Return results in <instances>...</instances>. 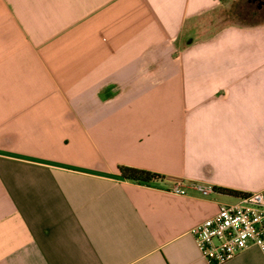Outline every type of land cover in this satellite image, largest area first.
Returning a JSON list of instances; mask_svg holds the SVG:
<instances>
[{"label": "crops", "instance_id": "crops-1", "mask_svg": "<svg viewBox=\"0 0 264 264\" xmlns=\"http://www.w3.org/2000/svg\"><path fill=\"white\" fill-rule=\"evenodd\" d=\"M237 1L0 0V264H209L191 228L264 193V0Z\"/></svg>", "mask_w": 264, "mask_h": 264}, {"label": "built area", "instance_id": "built-area-1", "mask_svg": "<svg viewBox=\"0 0 264 264\" xmlns=\"http://www.w3.org/2000/svg\"><path fill=\"white\" fill-rule=\"evenodd\" d=\"M190 186L204 195L216 190L210 184L193 182ZM174 191L187 192L181 184L175 185ZM190 232L209 264L227 263L251 247L264 254L263 191L237 194L232 202H220L218 211L194 225Z\"/></svg>", "mask_w": 264, "mask_h": 264}, {"label": "trees", "instance_id": "trees-1", "mask_svg": "<svg viewBox=\"0 0 264 264\" xmlns=\"http://www.w3.org/2000/svg\"><path fill=\"white\" fill-rule=\"evenodd\" d=\"M258 0H240L237 1L236 6V14L239 17H246V15L249 13V10H251L253 7L258 5ZM252 9L251 14H256ZM258 14V13H257ZM260 15V14H258ZM119 170L121 172V177L127 180L137 181V182H152L156 179L163 178V175L160 173L134 167V166H128V165H121L119 167ZM225 192L231 193V194H246L248 192H243L235 189H223Z\"/></svg>", "mask_w": 264, "mask_h": 264}, {"label": "rangeland", "instance_id": "rangeland-1", "mask_svg": "<svg viewBox=\"0 0 264 264\" xmlns=\"http://www.w3.org/2000/svg\"><path fill=\"white\" fill-rule=\"evenodd\" d=\"M253 9H254V7H253Z\"/></svg>", "mask_w": 264, "mask_h": 264}]
</instances>
